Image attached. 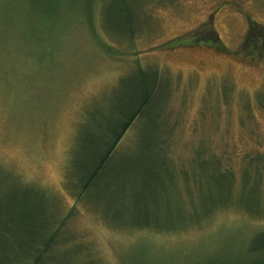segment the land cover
I'll use <instances>...</instances> for the list:
<instances>
[{
  "label": "rangeland",
  "instance_id": "obj_1",
  "mask_svg": "<svg viewBox=\"0 0 264 264\" xmlns=\"http://www.w3.org/2000/svg\"><path fill=\"white\" fill-rule=\"evenodd\" d=\"M111 1L29 0L23 10L19 0H0V169L44 191L66 218L56 247L43 253L38 242V263L233 258L264 231V215L230 204L183 225L215 190L205 171L213 159L193 156L219 159L233 173L236 193L249 154L264 152V47L248 39L250 29L264 26V0H128L129 30L124 16H112ZM140 78L152 89L145 114L127 129L89 195L78 198L82 165L91 164L92 151L100 154L104 125L116 119L123 98L138 94ZM163 134L167 145L159 146ZM169 158L176 168L193 167L198 182L189 174L170 178ZM140 173L155 177L136 184L130 197L129 178ZM134 218L159 230L133 227ZM25 233L0 229V264L23 263L28 244L6 245Z\"/></svg>",
  "mask_w": 264,
  "mask_h": 264
},
{
  "label": "trees",
  "instance_id": "obj_2",
  "mask_svg": "<svg viewBox=\"0 0 264 264\" xmlns=\"http://www.w3.org/2000/svg\"><path fill=\"white\" fill-rule=\"evenodd\" d=\"M127 1L128 0H113L108 7L109 10L113 11L112 16L113 14H117L119 18L124 16V24H126L125 30L131 29L128 20L130 7ZM19 2L23 5V10H30L28 6L32 0H30V3L29 0H19ZM259 26L260 27L255 25L256 28L253 27L250 29L249 32L252 34V37L248 39H252L251 42L253 44L257 46L262 45V47H264V26ZM257 56L261 57L262 55L257 54ZM3 73L1 74L4 75ZM151 93L152 89L148 81L144 78H140L138 83V94L134 92L132 97L127 99L123 98V108L118 111L116 119L104 125L103 137L100 138V141H97L102 151L98 156H95L93 151L91 152L89 155L91 164L82 165L83 178L81 182L78 183L77 187L73 188L76 190L78 198H86V195H89L91 189L96 186L101 170L105 167L111 155L118 149L119 142L127 129L136 119H139L145 114L151 99ZM140 138L143 140V143L140 142L141 145L149 146L151 144V141L147 139V135H141ZM159 138L160 139H157V144H159V146L167 145L168 138L164 134ZM163 156L165 157L164 159H166V156ZM208 157L213 159L215 165L205 171L209 173L210 185L212 183L215 190H212L208 195H202L199 210H192L185 216L184 228L208 219L212 212L214 213L220 208H226L230 204H234L236 207L242 209L250 217L257 218L263 216L264 152H256L252 155L249 154V159L246 160V166L242 170L241 186L236 193H234L232 188L234 180L233 173L228 169L222 170L220 168L219 159L213 156H193V159L201 163L207 161ZM145 159L147 162L150 160L149 157ZM193 159L191 162L194 161ZM169 161H171L170 178H173V172H175L178 173L177 175H180L179 177L181 179L183 178L184 181L189 174L190 182H194V185L198 182V174L194 172L193 167L189 169L186 167L176 168L174 162L171 159ZM141 164L142 162L138 163V165ZM154 175L155 174L140 173L138 176L135 174L130 177L128 181V184H130L128 185L130 192L129 196L131 197V193H134V190L138 186H135L136 184L140 182L146 185L150 184L155 177ZM177 175L176 177H178ZM69 178L73 184L74 180L72 181V177ZM176 180L175 178L174 186H176ZM190 182L186 187L184 186V189L186 188L185 190H189L193 186ZM131 221L133 222V227L147 228L155 231L159 230L156 229L157 227L153 225V223L147 220L139 221L134 218ZM131 221L126 219L124 222L129 223ZM65 223L66 218L60 215L59 209L56 208L55 204L44 191L38 189L34 185L24 183L20 178L0 169V229L7 230L9 227H16L22 231H26L25 234H28V236H25V240L14 243L9 242V244L6 245H9L11 248L13 246L18 248V246L28 244L27 246H29V248L23 253L26 259L23 260L22 264H39L38 242L41 244L40 246L42 248L40 249L44 251L43 253H47L50 248L56 247L57 241L63 236L66 237V231L64 229ZM38 228L44 231L49 230L51 233L48 237H43L42 234L38 235V232H33L35 230L37 231ZM38 239H40V241H38ZM3 246L4 245H0V251ZM240 247L237 255L233 258H228L226 256V258L221 259H208L207 262L202 264H264V231H256L247 238L246 244Z\"/></svg>",
  "mask_w": 264,
  "mask_h": 264
},
{
  "label": "flooded vegetation",
  "instance_id": "obj_3",
  "mask_svg": "<svg viewBox=\"0 0 264 264\" xmlns=\"http://www.w3.org/2000/svg\"><path fill=\"white\" fill-rule=\"evenodd\" d=\"M248 51L252 52L249 48H247Z\"/></svg>",
  "mask_w": 264,
  "mask_h": 264
}]
</instances>
